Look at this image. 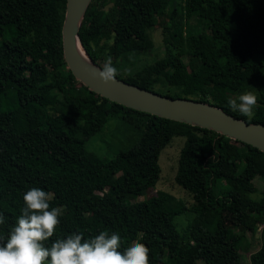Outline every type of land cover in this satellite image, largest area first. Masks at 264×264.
Instances as JSON below:
<instances>
[{
  "label": "trees",
  "instance_id": "1",
  "mask_svg": "<svg viewBox=\"0 0 264 264\" xmlns=\"http://www.w3.org/2000/svg\"><path fill=\"white\" fill-rule=\"evenodd\" d=\"M65 4L0 0V235L21 214L24 193L38 187L50 194V208L62 210L46 245L73 232L87 239L107 231L121 236L120 251L144 243L149 264H241L242 238L257 240L264 219V187L255 184L264 179V153L90 90L63 58ZM157 25L164 55L121 76V57L152 49ZM79 39L95 63L111 58L116 76L131 84L264 124V0H91ZM244 88L256 91L251 120L227 103ZM110 121L128 144L104 159L86 141ZM175 136L184 143L174 180L190 194L188 207L166 191L145 197L159 180V154ZM219 180L226 187L216 190ZM187 210L192 220L180 232L173 219ZM226 214L236 217V232L225 226ZM260 240L250 264H264V229Z\"/></svg>",
  "mask_w": 264,
  "mask_h": 264
},
{
  "label": "clouds",
  "instance_id": "2",
  "mask_svg": "<svg viewBox=\"0 0 264 264\" xmlns=\"http://www.w3.org/2000/svg\"><path fill=\"white\" fill-rule=\"evenodd\" d=\"M104 82L113 81L117 68L111 58L95 73ZM228 106L251 120L257 105V97L245 91L236 98L229 97ZM50 194L32 187L23 195L24 207L6 235H0V264H149V248L134 242L120 251L121 236L101 231L91 238L73 232L66 238H57L46 245L55 234L62 210L50 208ZM5 223L0 214V224Z\"/></svg>",
  "mask_w": 264,
  "mask_h": 264
},
{
  "label": "water",
  "instance_id": "3",
  "mask_svg": "<svg viewBox=\"0 0 264 264\" xmlns=\"http://www.w3.org/2000/svg\"><path fill=\"white\" fill-rule=\"evenodd\" d=\"M91 0H66L61 26L63 58L74 77L93 92L135 110L206 128L249 144L264 153V124L248 123L210 102L159 94L119 77L104 82L79 39V28Z\"/></svg>",
  "mask_w": 264,
  "mask_h": 264
},
{
  "label": "rangeland",
  "instance_id": "4",
  "mask_svg": "<svg viewBox=\"0 0 264 264\" xmlns=\"http://www.w3.org/2000/svg\"><path fill=\"white\" fill-rule=\"evenodd\" d=\"M204 31V30H202ZM151 37L153 40V47L150 50L143 52H132L124 54L121 59L122 64L119 67L118 72L121 76L132 73L133 71L142 68L148 64H152L156 59L162 57L164 55V45H163V37L162 30L159 25L155 26L151 30ZM162 86V84H159ZM245 91H251L256 95V91L253 89L244 88L240 90V92L233 96L236 98L238 95ZM195 99V98H194ZM239 113L238 111H235ZM120 124L116 121H110L106 126L104 131L98 135H93L86 141V147L91 151L96 152L98 155L102 157L107 156V151L115 152L117 149L124 148L125 144H128L127 139H125L122 131L118 127ZM95 136V137H94ZM184 143V137L175 136L171 139V141L161 150L159 154L158 164L160 166V174L159 180L156 183V186L151 188L145 195V197H156L161 191L170 192L172 195L179 199L184 203L187 207L191 204L192 199L190 194L182 189L174 180L178 157L180 153V149ZM117 152V151H116ZM114 154L109 155L106 159L109 160ZM255 184L260 189L264 187V179H255ZM226 187V183L223 180H219L217 184V188ZM259 193L253 194V196ZM144 196L138 197V199H143ZM192 220V213L190 211H183L181 214L177 215L173 221L177 227V230L180 232L186 231V228L190 221ZM225 226L230 225L233 232L237 231V219L233 214L225 215ZM255 239L250 240L248 237L242 238V249L240 253L242 254L241 264H250L249 263V254L251 251L256 250L261 243L260 234H254ZM247 247V248H246ZM245 250V251H244ZM199 264H203L199 262Z\"/></svg>",
  "mask_w": 264,
  "mask_h": 264
},
{
  "label": "built area",
  "instance_id": "5",
  "mask_svg": "<svg viewBox=\"0 0 264 264\" xmlns=\"http://www.w3.org/2000/svg\"><path fill=\"white\" fill-rule=\"evenodd\" d=\"M262 229H264V219H263V221L259 222L256 225L254 233H258L259 234L262 231Z\"/></svg>",
  "mask_w": 264,
  "mask_h": 264
},
{
  "label": "bare ground",
  "instance_id": "6",
  "mask_svg": "<svg viewBox=\"0 0 264 264\" xmlns=\"http://www.w3.org/2000/svg\"><path fill=\"white\" fill-rule=\"evenodd\" d=\"M241 119H242V118H241ZM262 231H263V229H262ZM262 231H261V232H262ZM261 232L259 233L260 235H261Z\"/></svg>",
  "mask_w": 264,
  "mask_h": 264
}]
</instances>
